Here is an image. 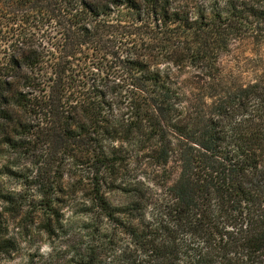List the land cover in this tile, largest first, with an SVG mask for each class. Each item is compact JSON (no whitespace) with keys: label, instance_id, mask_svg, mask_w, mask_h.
Wrapping results in <instances>:
<instances>
[{"label":"trees","instance_id":"obj_1","mask_svg":"<svg viewBox=\"0 0 264 264\" xmlns=\"http://www.w3.org/2000/svg\"><path fill=\"white\" fill-rule=\"evenodd\" d=\"M114 6L133 17L125 54L105 38ZM88 41L108 70L81 89L66 72ZM242 41L264 50V0H0V153L58 145L75 170L44 192L86 193L80 212L113 225L111 257L88 247L76 264H264V68L241 82L221 64Z\"/></svg>","mask_w":264,"mask_h":264},{"label":"rangeland","instance_id":"obj_2","mask_svg":"<svg viewBox=\"0 0 264 264\" xmlns=\"http://www.w3.org/2000/svg\"><path fill=\"white\" fill-rule=\"evenodd\" d=\"M185 1L187 0H176L177 4L185 3ZM111 10L110 15L103 20L116 24V28L104 27L105 38L108 34H115L114 41H107V43H112L111 50L125 54L128 43H131L129 33L135 30L132 24V13L123 6H114ZM151 18L150 16L147 19L150 23ZM170 26L173 27V25ZM56 29L59 27L57 26ZM43 35L51 37L47 32ZM2 52L4 50L1 49L3 57ZM256 53L264 55V50L255 48L248 41H242L233 45L231 51L222 56L221 64L226 70L236 72L241 82H246L259 76L264 68V65L262 67L253 65L257 63ZM100 54L92 41L75 48L69 59L72 73L66 72L71 79L73 78V85L82 89L78 84H82L85 80L83 76L94 77L99 73L96 68L108 70L104 66V60L98 61L97 57ZM54 62V58L52 61L48 59L47 63L42 66L46 73L44 76L48 77L52 74ZM75 72L79 74L77 76L79 79ZM71 79H65V83L70 85L68 83ZM41 86L38 87L41 88L40 93L49 90V87ZM63 88L65 96L72 98L71 88L65 85ZM38 132L41 134L36 130H33L32 134ZM30 140V143H33V137ZM2 150L3 154L0 153V189L2 193H12L14 203L3 202L0 199V212L3 213L1 215L3 236L10 239L14 246L12 249L8 248L0 252V264H76V261L86 253L88 247L95 248L98 260H108L115 248V244L110 241L109 237L113 225L98 212L95 213L96 211L80 212L81 200L86 193L79 191L73 193L65 189L54 194L44 192L51 182L59 183L63 169L66 175L75 170L74 166H69L64 159L60 147L49 143L47 146L34 145L31 147L30 145L17 150H6L5 148ZM39 161L42 163H38ZM5 166L10 169H5ZM48 195H51L52 199L57 198L52 204V210H46L43 205ZM107 195L115 204H121L126 200L123 194L116 191L108 192ZM86 222L92 223V229L93 227L96 229L94 234L91 228H85ZM117 235L118 244L122 246L124 235L120 232H117Z\"/></svg>","mask_w":264,"mask_h":264}]
</instances>
